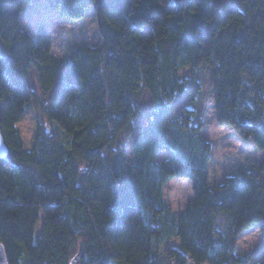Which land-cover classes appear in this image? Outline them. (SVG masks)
I'll use <instances>...</instances> for the list:
<instances>
[{
	"label": "trees",
	"instance_id": "16d2710c",
	"mask_svg": "<svg viewBox=\"0 0 264 264\" xmlns=\"http://www.w3.org/2000/svg\"><path fill=\"white\" fill-rule=\"evenodd\" d=\"M32 1L0 0L9 264H68L76 254L80 264H250L234 250L249 229L264 239V157L212 183L198 86L183 97L209 68L217 124L264 152V0H46L68 23L94 14L99 41L64 60L43 23L24 30ZM185 67L191 76L179 74ZM31 106L40 118L26 149L17 123ZM170 179L192 185L179 213L165 200Z\"/></svg>",
	"mask_w": 264,
	"mask_h": 264
},
{
	"label": "rangeland",
	"instance_id": "374dc122",
	"mask_svg": "<svg viewBox=\"0 0 264 264\" xmlns=\"http://www.w3.org/2000/svg\"><path fill=\"white\" fill-rule=\"evenodd\" d=\"M39 23H43L51 32L52 53L61 60L68 57L74 46L81 43L93 44L99 41L92 9H88L81 20L75 23H68L50 8L46 0H33L24 14L23 28L34 34L35 27ZM209 73L210 70L206 66H201L195 71L193 77L196 80V84L190 87L187 95L183 97V101L189 100L197 85L199 93L195 101V107L205 121L201 135L211 144V158L208 165L210 180L212 183H218L225 175H237L242 170L250 168L252 161H261L264 157V152L251 148L249 145L243 146L229 127H221L217 124L212 95L209 90ZM179 74L186 77L191 76L188 67L181 69ZM46 99L44 98L43 100ZM145 102L148 103V99ZM175 114V111L170 112V117L175 116ZM39 118L37 110L31 106L26 109L22 119L17 123L26 149L31 148ZM144 121V117L135 120V132H137L140 122L143 123ZM166 156L167 154L161 151L158 159H163ZM164 196L173 212H182L186 204L194 197L191 182L186 179H170L164 186ZM40 224L41 220L35 228L37 235L40 233ZM165 245H175L174 239L167 240ZM178 245L176 238L177 248ZM234 253L235 255L250 257V264H254V262L262 258L264 256V239L260 231L252 228L240 235L237 239ZM189 264L193 263L189 261Z\"/></svg>",
	"mask_w": 264,
	"mask_h": 264
},
{
	"label": "water",
	"instance_id": "95a60500",
	"mask_svg": "<svg viewBox=\"0 0 264 264\" xmlns=\"http://www.w3.org/2000/svg\"><path fill=\"white\" fill-rule=\"evenodd\" d=\"M7 154H8V148L5 145L2 134L0 132V158L1 159L5 158ZM79 260H80L79 255L76 254L70 259L68 264H80ZM0 264H9L6 256V251L2 243H0Z\"/></svg>",
	"mask_w": 264,
	"mask_h": 264
}]
</instances>
